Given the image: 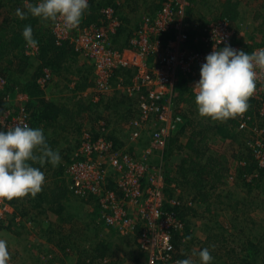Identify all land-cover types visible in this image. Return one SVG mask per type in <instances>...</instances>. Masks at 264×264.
I'll list each match as a JSON object with an SVG mask.
<instances>
[{"label":"built area","instance_id":"built-area-1","mask_svg":"<svg viewBox=\"0 0 264 264\" xmlns=\"http://www.w3.org/2000/svg\"><path fill=\"white\" fill-rule=\"evenodd\" d=\"M188 7V0H165L154 15L142 17L139 28L128 41V47L121 50L112 44V37L121 23L111 7L99 9L94 23L80 24L71 31L64 29L60 19L52 26L56 45L69 44L92 69L96 90L93 103L101 102L116 92L135 101L134 115L126 124L128 144L115 148L106 137L108 129L104 123L99 122L97 126V138L83 129L72 160L65 168L64 178L74 197L94 200L108 230L124 239L135 235L133 242L143 264H175L179 260L173 236L182 235L185 226L172 210H165L164 205L193 207L190 199H178L180 191L174 185L170 188L176 195L167 197L163 171L159 165H151L152 158L162 159L168 140L175 136L183 121L175 106L178 78H187L192 91L200 78V67L205 57L215 44L220 45V39L224 42L220 47L228 44L248 53L264 48V45L255 46L242 30L237 31L227 20L193 22L188 16ZM36 50L37 47H31L29 52L34 55ZM119 69L131 71L129 85H125L123 77L114 78ZM49 79L46 72L39 80V86L44 88ZM4 84V79L0 78V91L4 90ZM263 97L264 73H259L256 90L249 99L247 112H251V116L246 112L229 119L238 121L237 131L244 133L243 141L261 170L264 169L262 131L248 123L255 126L256 121L264 116ZM28 119L23 106L19 107L17 116L0 106V126L3 129L28 124ZM145 134L148 141L135 155L133 150L141 146ZM239 166L244 167L245 162L241 161ZM256 176L253 171L244 174L243 179L250 183ZM9 221L31 227L29 220L16 212L9 200L0 199V226L6 227ZM52 259L51 254L42 255L38 264H51ZM9 264H13L11 258ZM99 264H114V261L106 257Z\"/></svg>","mask_w":264,"mask_h":264},{"label":"trees","instance_id":"trees-1","mask_svg":"<svg viewBox=\"0 0 264 264\" xmlns=\"http://www.w3.org/2000/svg\"><path fill=\"white\" fill-rule=\"evenodd\" d=\"M4 1L0 0V9L7 6L6 8L9 12L5 11L3 20L0 23V78H3L5 81L3 91L10 92L17 87L19 89L17 92L26 94L29 101L22 106L24 111L29 115L28 125L33 128H42L48 144L53 149H58L62 157L59 166L52 167L50 164H47L41 169L45 174V183L38 194L34 197L28 195L9 200V202L15 208V211L19 212L23 217L25 216L24 214L33 211L35 213L39 212L38 215L51 213L54 215L56 222H51L49 224L50 227L65 231L64 228L66 226L64 224H68V222H72L75 218H78V214L75 215L73 212V214H68L67 211L68 203L74 197L70 193L64 178L65 168L71 162L73 150L78 145L82 132L81 126L85 120L84 116L90 111L96 110L103 100L99 104L82 105L80 99H78L74 108L73 105H56L55 103L47 102L43 98L42 89L44 88L38 84L39 80L45 75L43 69L53 68L54 70L60 68L63 61L66 58L68 59L70 53L73 52V49L65 42L56 45L52 33V26L55 22H49L45 25L38 18L28 16L27 19L20 20L16 16L15 12L17 8L25 9V0H6V3ZM164 1L127 0L126 6L123 5L124 2L119 3L117 0H89V10L85 13L81 25L94 23L98 18L99 9L104 7L113 8L118 14L121 24L112 37V44L114 48L121 50L128 47V41L136 29L139 28L142 17L144 15H154L161 9ZM188 1L190 4L200 5L203 8L208 5V0ZM30 2L34 4L38 0H30ZM211 2L212 6L209 3L210 8L213 10L218 9L219 15L209 19V21L221 19L227 20L231 24L240 21L239 1L211 0ZM190 16L192 18V15ZM28 24L32 26L33 37L38 41V45L36 46L37 52L34 55L30 54L31 47L26 44L21 35L24 26ZM261 32L259 31L255 37H249L253 39L255 46L264 45V29ZM32 59H36L39 64L34 65L33 71L31 70ZM18 71L25 74L22 78L16 79L15 75ZM89 75L90 72H88L86 78H80L78 86L80 90L94 85L93 81L90 82ZM117 77H123L128 80L131 77L130 70H116L114 78ZM188 82L189 80L183 76L178 78L175 86V94L177 96H175V102L177 98L184 103L183 106L187 108L189 117L186 111L184 113L182 107L179 109V105H175L180 110L179 114L183 119L182 124L176 131L175 136L168 140L162 159L160 161L153 159L151 165L156 167L159 165L161 167L165 178L164 192L167 197L171 198L176 195V192L170 188V185L174 184L176 188L180 189V193L177 195L178 199L187 201L189 199L186 198L190 197L192 205L195 203L202 204L203 210L200 212L192 206L182 205L172 207L164 205V209L168 211L172 210L185 226L182 235L175 234L173 236L174 246L177 249V258L179 260L189 258L187 255L189 249L186 248L185 250L184 247L187 244H194L199 240V245H201L200 250L209 248L211 255L214 257L213 262H215L219 259L217 255L218 246H223L226 238L220 235L219 231L225 228L224 225H231L230 220L233 222L232 229L235 228V224H237L236 220L240 219L237 206H243L240 204V201L230 203V191L226 189L222 194L214 197L218 188L225 184L224 182L229 173V161L240 159L245 162L244 167L238 168V174L244 182L241 185L245 188H250L252 192L258 189L264 194V169L258 168L251 150L245 143L241 142L244 133H236L234 131L233 128L237 127L238 121H213L201 118L198 115L196 104H190L194 103L191 101L195 97L190 92V89H188ZM9 107L7 105V109ZM105 109L108 110L107 108ZM11 113L13 116H17L19 109H12ZM247 114L251 116V112H247ZM248 124L257 131H262L261 139L264 142V116L260 117L259 121H256L255 126L251 125L250 122ZM0 130L6 129L0 126ZM73 132L76 134V141L71 145L66 139V135ZM91 133L93 134V138H97L98 133L96 129ZM183 136L186 138V142L182 145L179 143V139ZM213 138L214 140L216 139L215 142L218 144L219 149L211 151L208 143ZM108 139L112 141L115 148L123 146L116 138ZM146 140L142 141L141 139L142 143ZM227 140L230 143L224 147V142ZM62 141H64V145L68 146L59 149ZM35 166L38 167L39 165ZM169 168L172 171H169ZM253 171L256 172L257 176L250 183L245 182L243 175L250 174ZM237 185L235 184L234 186ZM212 197H214V200L210 201ZM78 200H80L78 212L80 210L86 213V220H89L91 223L87 222L86 227L93 228V233L96 234L93 238H88L89 240L85 241L87 243V251L77 247L73 243L75 238H71L68 234V236L59 237V239L54 240L55 235L58 234L55 230L51 232L47 230L50 234V238L48 239L49 241L56 242L60 248L71 246L74 250H78L80 255L84 254V257L80 258L76 264H99L102 259L106 257L110 258L109 256L112 252L110 240L114 238L120 240V237L106 228L92 198ZM228 201L229 204L227 203ZM204 212L210 213L208 219L204 217ZM194 221L199 222V224L197 223L194 226ZM55 223H59L57 224L58 226ZM9 225L10 228L11 226H19L13 221H9ZM252 226L254 227V224ZM104 228L108 232L101 234ZM2 229L3 226H0V230ZM258 234L260 235L258 240H253L250 237L247 238L252 240H247L245 251L240 249L237 253L236 250H228L226 253L227 257L225 256L227 264H259L256 256L264 251V232ZM100 235L104 236L105 239H98ZM189 236L191 239L186 240L185 238ZM134 237L135 235L131 239L133 240ZM253 251L255 252L251 254ZM194 261L196 264H199L197 260L194 259Z\"/></svg>","mask_w":264,"mask_h":264},{"label":"clouds","instance_id":"clouds-1","mask_svg":"<svg viewBox=\"0 0 264 264\" xmlns=\"http://www.w3.org/2000/svg\"><path fill=\"white\" fill-rule=\"evenodd\" d=\"M88 10L89 0H38L34 4L25 0V9L17 8L15 14L20 20L28 16L38 18L45 25L60 19L64 29L71 31L79 27ZM21 35L29 47L38 45L30 24L24 26ZM222 43L220 39V45ZM220 45L215 44L205 57L192 92L201 118L224 122L247 112L249 99L256 90L257 76L264 73V48L248 53L228 44ZM61 161L60 151L48 144L42 128L23 124L0 130V199L34 197L45 183L41 169L47 164L57 167ZM197 255L199 264H213L209 248L199 250ZM9 260L8 240L0 237V264H9ZM175 264L196 262L189 257Z\"/></svg>","mask_w":264,"mask_h":264},{"label":"rangeland","instance_id":"rangeland-1","mask_svg":"<svg viewBox=\"0 0 264 264\" xmlns=\"http://www.w3.org/2000/svg\"><path fill=\"white\" fill-rule=\"evenodd\" d=\"M117 1L119 3L124 2L123 5L127 6V4H126L127 0H117ZM128 1H130V0H128ZM237 1H239L241 18H240V21H236L235 23H233V27L237 31L242 30L244 35L247 38L255 37L259 33V31L261 32L264 29V0H237ZM207 3H208V5L205 6L204 8H203V6H200V5L198 6V5L189 3L188 16L190 18L191 17L190 15H192V18H190V19L193 22L205 23V22H208L209 19L214 18V17L219 15L218 9L213 10L212 8H210L212 6L211 0H208ZM209 3L211 6H209ZM6 7L2 8L0 10V17L2 16L1 11H4V12L8 11L9 12V10L6 9ZM251 40L254 43L253 39H251ZM36 62H37L36 60L32 59V66H31L32 71H33L34 65L37 64ZM64 69L68 70L69 66L66 65V67ZM64 69L62 68L61 72H59V73H62V75L66 76L67 74L64 72H67V71H65ZM73 69H75L74 65H72V67L69 69V75L71 74ZM24 74H23V72L20 73L18 71V72H16L15 77H16V79L22 78ZM16 79H15V81H16ZM63 91L64 90H62V92ZM116 93H118L117 98H116L118 101L116 103H114V102L112 103L111 102L112 100H108L107 98L105 100H103L102 105L100 104V106L97 107L96 110L90 111L89 113H87L84 116L85 120H84V123H82L81 127H82V129L91 130V132H92L93 130L97 129V126H99V122L105 123L106 125H108L107 127L109 128L108 129L109 132L107 133V135H111L112 137L114 136L116 139H118L120 141L121 145L124 146L125 144H128L127 141L129 139V137H128L129 136V129H127L126 124H127V121L129 120V118L134 115L133 109H135V102L132 98H128L125 94H122L120 92H116ZM6 96H7V98L4 99V97H6ZM14 96H15L14 91H11V92L0 91V106H4L5 108H7V105H8V106H10L8 108L10 111H12V109H15V108L19 109L20 105H23V102H21V100H17V98H16L17 95L15 96V99L13 100ZM176 100H177V98H176ZM9 103H10V105H9ZM20 103H22V104H20ZM117 103H119L120 105H115ZM13 105H16V107L13 108L12 107ZM175 105H179V109H181V107H182L184 113L186 111L187 115L189 117V113L187 111V108H185L180 103H177V101L175 102ZM74 107L75 106L73 105V108ZM105 108H107L108 110H106ZM179 109L177 108L178 111H180ZM233 129L236 133H238L236 127H234ZM75 136H76L75 132L66 135L68 140L71 139V142H70L71 145L76 140ZM146 139H147V137L145 134V137L142 138V141H144ZM215 140L213 138L208 143L210 148H211V151L219 149V146H218V144H216ZM242 143H244V142L242 141ZM61 145H62V143H61ZM143 145H144V143H141V146L139 148H136L133 150L135 155L140 153L141 147ZM61 147L65 148V146H63V145ZM154 160H158V159L154 158ZM152 161H153V158H152ZM152 161H151V163H152ZM228 165L232 169L237 167V166H234L232 164L231 160L229 161ZM238 170L239 169H237V168H236V170H234L235 172H237L236 177L230 178V179H228V181L226 179V181L224 182L226 184H224L223 186H224V189L230 191V195H229L230 203L240 201L241 202L240 204L243 205V206H240V205L237 206V210H239L238 216L240 217V219L238 218L236 220L237 224H235L234 229H232L233 222L230 220L231 225H224L225 228L222 229V231H219V233H221L220 235H222L226 238H225L224 245L221 247L218 246L217 255L219 256V259L216 260L215 262H213V264H227L226 253L228 252V250H236L237 253H238V251H240V249H243L245 251L247 248V246H246L247 240L248 241L252 240V239H247V238L250 237V238H253V240H258L260 237V235L258 233L264 232V194H262L261 191L258 189H255L252 192V190L250 188L243 187L241 185L243 181L238 174ZM169 171H172V170L169 168ZM170 174H171V172H170ZM232 174H233V172H232ZM162 176L164 178V175H162ZM235 184H238V185L234 186ZM172 185H174V184H172ZM178 190L180 191V189H178ZM229 197H228V199H229ZM186 199H191V198L188 197ZM227 203L229 204V201ZM79 206H80V200H77V199H72V201L68 203V209H67L68 214H73V213H75V215L78 214V218H75L70 223L68 222V224L67 223L64 224L66 226V229L65 228L64 229H65V231L69 230L72 232L71 238L72 237L75 238L73 240V243L76 244L77 247L87 251V243L85 241H88L90 238H93V236H95L96 234L93 233V231H94L93 228H91V227L87 228L86 227L87 222H89V224H91V223L89 220H86L87 217L85 216L86 213L84 211L79 210V212H78ZM88 208H90V207L88 206ZM242 212L245 214H243ZM38 213L39 212L35 213V211H33L32 215L34 216L35 221L37 220L38 222L41 223V225L43 222H45L44 220H47V222L53 221V223L56 221L55 217L52 220H50V218L47 217V215H49V213L47 215H44V214L38 215ZM64 214L66 215V213H64ZM197 223L199 224V222L194 221V226ZM57 224H59V223H57ZM253 224H254V227L252 226ZM6 227L8 228V231L11 235L17 237V239H15V240H17V242L15 244H13L11 249H10V246L12 244H10V246H9V249L11 250V251L9 250V253L11 256L10 258L13 261V264L14 263L15 264H38L40 261V257L42 256L43 253L45 254V249H47V246H48L47 245L46 248H43V245H44L43 241L44 240L40 239V236L45 235L47 230H44L43 228L42 229L37 228L36 229L37 231L35 230L36 232L33 231L32 233H37L39 237L37 236V238L33 239V236H32V238H30L31 237L30 232L28 233L27 231H23L19 227L17 228L15 226H11V228H10L9 224ZM51 230H55L58 232V229L52 228ZM51 230H50V232H51ZM197 232H201V231H197ZM103 233L104 232L102 231L101 234H103ZM5 234H4V236H5ZM6 236L9 237V234H6ZM0 237H1V235H0ZM98 239L104 240L105 238H104V236L100 235V236H98ZM33 240H35L37 242V245L35 244V246L38 249L37 251L39 252L38 258L36 257L37 261L35 260V257L31 252L29 253L30 256L27 255V253L22 254L21 255L23 257L22 259L20 258L19 254L14 253V251L15 252L20 251L17 249H22V246H20V248H18L19 245H23L29 249L30 246L33 244ZM110 242H111L112 252L109 256L110 257L109 259L113 260L114 264H143L142 259H141L142 257L139 254V252L137 251L135 244L131 238L120 239V240L114 238V239L110 240ZM188 243H189V241H188ZM44 247H45V245H44ZM200 247H201V245H199V240H198V242L196 241L194 244H192V243L187 244L184 247V249L186 250V248H188L189 249L187 252L188 257H191L193 260L194 259L197 260V262L199 263L197 254L200 250ZM254 252L255 251L251 252V254H253ZM55 257L53 259L57 262V264L58 263L63 264L61 260H59L58 258L55 259ZM82 257H84V254L80 255V258H82ZM256 259H257L259 264H264V262H263L264 251L261 254H257ZM68 260L70 261V259H68ZM76 262H77V258L75 260L74 257H72L70 264H76Z\"/></svg>","mask_w":264,"mask_h":264},{"label":"crops","instance_id":"crops-1","mask_svg":"<svg viewBox=\"0 0 264 264\" xmlns=\"http://www.w3.org/2000/svg\"><path fill=\"white\" fill-rule=\"evenodd\" d=\"M4 1V0H3ZM6 3V0L4 1ZM4 3V4H5ZM25 3V1H24ZM5 8V6L3 7ZM7 9V8H6ZM1 10V9H0ZM3 12V13H2ZM1 17H0V23L2 22V18L4 17L5 15V12L4 11H1ZM73 49V48H72ZM36 60V59H34ZM38 64V62H36ZM39 65V64H38ZM67 66H69V69L72 67V65H74V68L71 72V74L69 75V69L68 70H65L64 68ZM64 69L65 71L67 72H64L66 73L67 75H62V73H59L61 72V69ZM48 73L50 75V79L49 81L45 84V87L43 90V98L47 101V102H52V103H55L56 105H76V101L78 99H80L82 105H90L92 104V97L95 95V92L96 90L94 91V86H88V87H84L80 90V88L78 87L79 86V80L80 78H86V75L88 74V72H90V75H89V78H90V82L92 81V69L88 66V62L83 58H80L77 56V54L74 52L70 53L68 59L66 58L65 61H63V63L61 64V67L58 68V69H54L53 68H44L43 69V73ZM130 74H131V71H130ZM40 77V76H39ZM129 78V77H128ZM130 79L131 77L127 80L124 78V83L125 85H129L130 84ZM22 82V81H21ZM79 88V89H78ZM188 89H190V87L188 86ZM17 90H19L17 87L14 88V93H15V96L17 98V100H21V102H23V105L26 104L28 101H29V98L26 96V94H23L21 92H17ZM62 90H64L62 92ZM11 92V91H10ZM190 92L192 93V91L190 90ZM117 95L118 93H114L111 94L110 96L107 97L108 100H112L111 102L113 103H116L118 100L116 99L117 98ZM15 96L13 97V100L15 99ZM176 96V94H175ZM194 96V94H193ZM74 97H76L75 99H73ZM195 97V96H194ZM107 100V101H108ZM135 102V101H134ZM191 102H194V103H190L191 105H195V99H193ZM11 103V102H10ZM9 103V105H10ZM72 103V104H71ZM177 103H180L181 105H184L183 102H181L179 99H177ZM22 104V103H20ZM93 104H99L98 103H93ZM102 105V103H101ZM115 105H120L119 103L115 104ZM189 105V103H188ZM22 106V105H20ZM13 108L16 107V105H13L12 106ZM105 124V123H104ZM106 125V124H105ZM108 125H106L107 127ZM107 129H109L107 127ZM83 130V129H82ZM51 131V130H50ZM91 132V130H88ZM109 132V131H108ZM107 139L108 138H115L114 136L112 137L111 135H107L106 136ZM241 137V136H240ZM67 139V138H66ZM75 139H76V136H75ZM74 139V140H75ZM241 139V138H240ZM68 140V139H67ZM109 140V139H108ZM244 140V135H243V138L241 139V142ZM69 143L71 142V139L68 140ZM76 141V140H75ZM74 141V143H75ZM111 141V140H109ZM112 142V141H111ZM120 142V141H119ZM179 142L183 145L185 144L186 142V138L183 136L179 139ZM244 142V141H243ZM63 146H66L67 145H64V141L61 142ZM72 143V145L74 144ZM229 140L225 141L224 142V147H226L228 144H229ZM61 145V146H62ZM60 146L59 149H63L62 147ZM130 150L132 151L133 148ZM241 162L240 159H234L232 160V164L234 166H237L236 168L238 169V166H239V163ZM229 167V165H228ZM236 168L232 169L231 167H229V173H228V176H227V181L228 179L230 178V172L233 171V175H232V178L236 177L237 175V172H235L234 170H236ZM229 177V178H228ZM226 184V183H225ZM224 186L222 187H219L218 188V191L215 193L214 197L219 195V194H222V192L224 191ZM221 192V193H220ZM74 197V196H73ZM214 197H212L210 199V201H213L214 200ZM72 199H76L75 197L74 198H71L70 199V202L72 201ZM78 200V199H77ZM196 209L198 212L202 211V204H197L196 207L194 208ZM24 218L29 220V223L31 227L27 228L25 226H22V225H19V226H16L17 228L19 227L20 229H22L23 231H27L28 233L30 232L31 233V237L33 236V239L37 238L38 234L37 233H32L33 231H35L37 228L39 229H44V230H48L50 231L52 228L50 227V223L51 221L47 222V220H44L45 222L41 223L38 222L37 220L35 221V218L34 216L32 215V212H29V213H26L24 214ZM204 217L206 219H208L210 217V213L208 212H204L203 213ZM50 220H52L54 218V215H52L51 213H49V215H47ZM53 222V221H52ZM56 222V221H55ZM37 223H40V224H37ZM70 223V222H69ZM66 229V228H65ZM37 231V230H36ZM35 231V232H36ZM48 231L46 232L45 235H41L40 236V239L44 240L43 241V248H46L47 246V249H45V254L43 253L42 255H45L47 256V254H51L53 255V258L55 257V259H59L62 261L63 264H70L71 260H72V257H74V259L76 260L77 258V261L79 260L80 258V254L78 253L79 251L78 250H74L73 248H71L70 246H67L65 248H60L56 242H53V241H49L48 238H50V234L48 233ZM52 231V230H51ZM104 233L108 232V230L106 228H104ZM9 234V237L6 236V234ZM71 231L67 230V231H64V230H59L58 229V234L55 235V238L54 240L56 239H59V237H65V236H71ZM5 234V236H4ZM68 234V235H67ZM1 237L5 238L8 240V244L10 246V244H12L10 246V249L12 248L13 244H15L17 242V237L11 235L8 231V228L7 227H3V229L1 230V233H0ZM11 235V236H10ZM39 237V236H38ZM120 239H124V238H120ZM24 240V239H23ZM22 241V240H21ZM67 243H69V241H67ZM35 244L37 245V242L35 240H33V244L30 246V248L28 249L27 247L23 246V245H19L18 248H20V246H22V249H17V250H20L19 252H15L14 253H17L20 255V258L22 259L23 257L21 256L22 254H26L29 255V253L31 252L34 257H35V260H36V257L38 258V249L36 248ZM9 249V250H10ZM16 250V249H15ZM11 251V250H10ZM74 254V255H73ZM30 256V255H29ZM11 257V256H10ZM33 258V257H32ZM70 259V261L68 260ZM68 260V261H67ZM37 261V260H36ZM13 262V261H12ZM51 264H57V262L52 259L50 261ZM15 264V263H14ZM60 264V263H58Z\"/></svg>","mask_w":264,"mask_h":264}]
</instances>
